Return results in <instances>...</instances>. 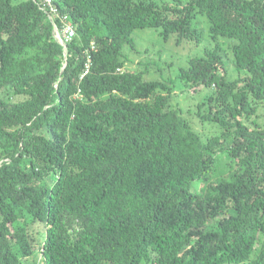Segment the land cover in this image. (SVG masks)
Here are the masks:
<instances>
[{
    "label": "trees",
    "instance_id": "trees-1",
    "mask_svg": "<svg viewBox=\"0 0 264 264\" xmlns=\"http://www.w3.org/2000/svg\"><path fill=\"white\" fill-rule=\"evenodd\" d=\"M53 4L64 48L39 0H0V264H264V0ZM196 14L213 46L178 78L208 90L205 140L122 52L199 41ZM216 153L236 168L209 181Z\"/></svg>",
    "mask_w": 264,
    "mask_h": 264
},
{
    "label": "rangeland",
    "instance_id": "rangeland-1",
    "mask_svg": "<svg viewBox=\"0 0 264 264\" xmlns=\"http://www.w3.org/2000/svg\"><path fill=\"white\" fill-rule=\"evenodd\" d=\"M12 1L16 3L20 0ZM192 24L201 34L199 41L192 37L176 42L174 36L163 40L159 34L160 30L136 29L131 35L134 49L125 46L122 52L126 71L140 72L142 78L147 81L171 80L172 93L168 98V106L177 110L200 139L205 140L218 131L216 125L205 117V107L201 105L208 90H187L178 78L179 69L185 67L190 58L202 56L206 48L213 46L206 18L202 14H196ZM222 48L226 51L225 45L222 44ZM227 69L228 76L234 78L235 73L230 65ZM256 115L253 118L259 123H264V107L258 108ZM213 156L214 166L208 176L209 181L226 178L227 174L236 168L235 162H231L226 154L216 153ZM203 187V183L196 181L193 189L199 191Z\"/></svg>",
    "mask_w": 264,
    "mask_h": 264
},
{
    "label": "built area",
    "instance_id": "built-area-1",
    "mask_svg": "<svg viewBox=\"0 0 264 264\" xmlns=\"http://www.w3.org/2000/svg\"><path fill=\"white\" fill-rule=\"evenodd\" d=\"M39 7L44 11L50 21L53 23L54 19H59L61 26L58 28L53 23L54 31L57 34L58 42L59 44L64 48L65 45L71 41V39L74 37V30L73 27L65 21L64 17H59L57 14V10L55 5L53 4V0H39ZM89 67V60L84 65V70L82 72L81 77H83L85 74H87V70Z\"/></svg>",
    "mask_w": 264,
    "mask_h": 264
}]
</instances>
